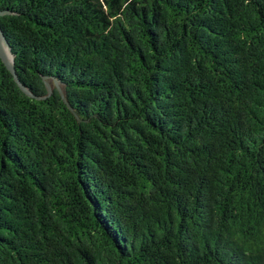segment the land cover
<instances>
[{
  "label": "trees",
  "instance_id": "trees-1",
  "mask_svg": "<svg viewBox=\"0 0 264 264\" xmlns=\"http://www.w3.org/2000/svg\"><path fill=\"white\" fill-rule=\"evenodd\" d=\"M0 11V264H264V0Z\"/></svg>",
  "mask_w": 264,
  "mask_h": 264
},
{
  "label": "water",
  "instance_id": "water-1",
  "mask_svg": "<svg viewBox=\"0 0 264 264\" xmlns=\"http://www.w3.org/2000/svg\"><path fill=\"white\" fill-rule=\"evenodd\" d=\"M5 12H1L0 11V16L4 15ZM0 58L3 61V63L5 64L6 68L9 70V72L13 75L14 80L16 81V83L18 84V86L20 87V89L29 97L31 98H35L38 100H41L40 98H37L36 96H34L20 81L16 70H15V56L12 52V49L6 39V37L4 36V33L2 31V29L0 28ZM48 90H49V95L52 93V89L50 87L49 84H47ZM69 106V105H68ZM69 108L71 109V107L69 106Z\"/></svg>",
  "mask_w": 264,
  "mask_h": 264
}]
</instances>
